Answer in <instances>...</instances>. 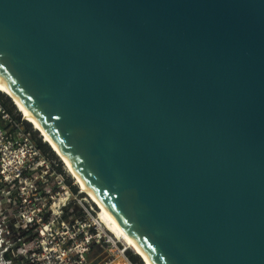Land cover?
Listing matches in <instances>:
<instances>
[{
    "label": "water",
    "instance_id": "water-1",
    "mask_svg": "<svg viewBox=\"0 0 264 264\" xmlns=\"http://www.w3.org/2000/svg\"><path fill=\"white\" fill-rule=\"evenodd\" d=\"M0 74L157 264H264V0H0Z\"/></svg>",
    "mask_w": 264,
    "mask_h": 264
},
{
    "label": "built area",
    "instance_id": "built-area-1",
    "mask_svg": "<svg viewBox=\"0 0 264 264\" xmlns=\"http://www.w3.org/2000/svg\"><path fill=\"white\" fill-rule=\"evenodd\" d=\"M20 124L0 104V183L8 187L0 213L9 206L16 237L5 236L10 231L1 218V264H14L4 255L9 249L28 264H138L66 170L56 168L29 131L19 132Z\"/></svg>",
    "mask_w": 264,
    "mask_h": 264
},
{
    "label": "bare ground",
    "instance_id": "bare-ground-1",
    "mask_svg": "<svg viewBox=\"0 0 264 264\" xmlns=\"http://www.w3.org/2000/svg\"><path fill=\"white\" fill-rule=\"evenodd\" d=\"M0 91L4 92L16 105L24 120L34 126L39 132L42 139L47 143L54 153L60 158L62 163L68 168L70 174L79 185L81 192L86 194L91 201L100 209V213L105 218L106 222L98 212V219L105 224L116 236L121 238L128 248L132 249L144 262V264H157L147 254L145 249L138 243V241L131 235L128 229L115 217L111 210L105 205L101 198L89 187L76 166L69 159L65 151L61 146L53 139L48 130H46L36 119V117L26 108L23 102L15 95L11 86L6 82L3 76L0 74ZM99 211V210H98ZM109 225V226H108ZM117 231L119 234H117ZM119 261V260H118ZM117 261H113L110 264H116Z\"/></svg>",
    "mask_w": 264,
    "mask_h": 264
},
{
    "label": "rangeland",
    "instance_id": "rangeland-1",
    "mask_svg": "<svg viewBox=\"0 0 264 264\" xmlns=\"http://www.w3.org/2000/svg\"><path fill=\"white\" fill-rule=\"evenodd\" d=\"M2 92V91H1ZM2 93H4V92H2ZM5 94V93H4ZM7 96V95H6ZM11 100V99H10ZM12 101V100H11ZM15 106V110L14 111H12V113H9L10 114V116H11V119H12V121L14 122V124H18V123H28L29 125H30V133H31V135H32V137L34 136L35 138H40V140H41V142H45L43 139H42V137H41V135L39 134V132L34 128V126L33 125H31L29 122H27L26 120H24L23 119V117H22V114L20 113V111L18 110V108L16 107V105H14ZM20 127H22L23 128V124H20L19 125ZM19 130V132H25V130H27V127H25L24 129H18ZM34 133H36V134H34ZM48 145V144H47ZM51 150H52V148H50ZM53 151V150H52ZM54 152V151H53ZM47 156H48V158L52 161V162H54V164L56 165V168L59 170H66L65 172H67V173H65V174H67V177H66V179L68 180H70L71 178H73L72 177V175L70 174V172H69V170H68V168L62 163V161L60 160V158H58V156L54 153V156H51V155H49V154H47ZM72 180V179H71ZM73 180H74V182L76 183V181H75V179L73 178ZM77 184V183H76ZM77 186L79 187V185L77 184ZM77 187V188H78ZM8 189V187L7 186H4L3 184H1L0 183V195L2 196V197H4V194H5V192H6V190ZM79 189H80V187H79ZM86 195V194H85ZM87 196V195H86ZM88 197V196H87ZM89 198V197H88ZM90 199V198H89ZM91 200V199H90ZM4 202H2L1 203V206H2V204H3ZM94 207H95V210L97 211V212H99L100 213V209L98 208V207H96V205L94 204ZM99 210V211H98ZM99 215H101L102 216V214L100 213ZM4 216V217H3ZM1 218H4V221H3V224L2 225H5V228L6 229H8L9 231H10V233L9 234H7V235H5L6 237H10V235H12L13 236V239H14V235L11 233V230L12 229H14V232H15V228H14V222H15V220H14V217L12 216V214H11V212L9 211V206L8 205H5V211L3 210L2 211V213H0V221H1ZM102 218L104 219V221L106 222V220H105V218L102 216ZM109 226V225H108ZM111 228V227H110ZM11 229V230H10ZM112 229V228H111ZM112 230H114V229H112ZM115 231V230H114ZM117 234H119L117 231H115ZM12 238V237H11ZM16 238V237H15ZM13 239L11 240V241H13ZM14 246L15 245H11V248L13 249L14 248ZM132 250V249H131ZM129 251L131 254H133L134 253V251L132 250V251ZM0 252H1V248H0ZM134 255H136V256H138L136 253H134ZM21 257V256H20ZM139 257V256H138ZM140 258V257H139ZM0 264H1V261H0ZM116 264H122V262L121 261H117V263ZM138 264H144V262L142 261V259L140 258V263L138 262Z\"/></svg>",
    "mask_w": 264,
    "mask_h": 264
},
{
    "label": "trees",
    "instance_id": "trees-1",
    "mask_svg": "<svg viewBox=\"0 0 264 264\" xmlns=\"http://www.w3.org/2000/svg\"><path fill=\"white\" fill-rule=\"evenodd\" d=\"M0 104L9 113H12V111L15 110V106H14L15 104L10 100V98L8 96H6V94L2 93L1 91H0ZM23 125H24V128L27 127V131H30V125L28 123H23ZM34 134H36V133H34ZM33 138L37 141V144L39 145V147L46 154L54 156V152L50 149L51 147L49 145H47V143L41 142L40 138H35L34 136H33ZM4 255H5V257L11 259L14 264H28V262H26V260L24 258L20 257V255L14 253V252H12V250H10V249L8 251H6L4 253ZM131 259L135 262L140 263V258L136 255H131Z\"/></svg>",
    "mask_w": 264,
    "mask_h": 264
}]
</instances>
